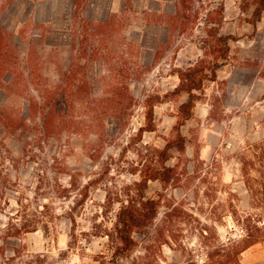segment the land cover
Wrapping results in <instances>:
<instances>
[{
  "label": "rangeland",
  "instance_id": "rangeland-1",
  "mask_svg": "<svg viewBox=\"0 0 264 264\" xmlns=\"http://www.w3.org/2000/svg\"><path fill=\"white\" fill-rule=\"evenodd\" d=\"M184 1L180 14L178 0H0V264H102L119 208L148 210L146 199L155 214L119 264H242L239 251L264 242V202L245 185L264 197L260 90L226 111L223 85L205 81L207 111L168 151L170 179L136 186L163 174L157 150L184 96L154 105L156 131L139 134L144 100H164L169 72L202 55L220 2L241 33L234 79L264 78V12L254 28L250 0Z\"/></svg>",
  "mask_w": 264,
  "mask_h": 264
},
{
  "label": "trees",
  "instance_id": "trees-1",
  "mask_svg": "<svg viewBox=\"0 0 264 264\" xmlns=\"http://www.w3.org/2000/svg\"><path fill=\"white\" fill-rule=\"evenodd\" d=\"M249 5L253 6L251 12V18L248 19L254 28L256 23L262 18V13L264 12V0H250ZM224 4L220 2L216 8L207 12L206 21L212 25L207 31L210 37V44L208 46H202V57L196 61L193 65L186 68H177L174 72L178 76V83L173 90H170L162 95L164 100H159L158 96L148 95L144 100L145 111V122L143 126L138 128V133L142 134L144 131H156V124L154 122V105L158 103H164L171 101L167 97L172 96L173 98H179L182 94H185V100L178 105V112L176 114L175 123L172 126L170 138L166 140L165 146L162 149L157 150V154L160 158L161 168L164 170L163 174L156 176L152 172L146 174L142 177L139 182H136V186L139 189L145 190L149 180H159L162 184L167 183L170 179V175L167 173L172 171V168L165 166V162L168 159V151L170 149H176L178 152H182L185 148L187 142V137L182 133L181 128L185 125L187 121L194 117V108L196 103L201 99V93L203 92V86L205 81L216 80L217 69L226 61L229 57V41L237 40L238 38L232 35L220 34V25L223 19ZM240 9L245 12L247 8L245 6H240ZM185 11V1L178 0V12L184 13ZM218 14V18H211V14ZM184 16V15H183ZM86 20V19H85ZM207 55L212 56V60L208 61L205 57ZM259 153L254 155L261 162L262 168H264V140L256 145ZM245 164V162H242ZM246 165V166H245ZM243 167V173L248 174L245 164ZM248 169V168H247ZM167 174V175H166ZM264 176V172H262ZM245 185L250 192V195H256L258 202L263 203L264 197L257 196L258 194L253 192L250 186L249 178H246ZM86 196V194H84ZM144 197V195H142ZM145 204L148 206V210H134L129 206H121L116 215V221L113 224V238L118 241V244L114 247L111 256L103 262L102 264H119L118 258L121 256H126L134 247L135 242L133 239V232L144 227L145 220L155 214L156 205L154 200L146 199ZM264 205V204H263ZM71 219H73L71 217ZM16 225L10 224V228L16 233L20 232H30L36 230V224L30 226L23 224L19 228ZM264 235L263 229L259 231ZM109 235V234H108ZM245 248L241 249L242 252Z\"/></svg>",
  "mask_w": 264,
  "mask_h": 264
},
{
  "label": "crops",
  "instance_id": "crops-1",
  "mask_svg": "<svg viewBox=\"0 0 264 264\" xmlns=\"http://www.w3.org/2000/svg\"><path fill=\"white\" fill-rule=\"evenodd\" d=\"M224 5H225L224 17H223L221 25H220V30H219L220 34H224V35L238 34V35H240L241 33L238 32L239 27H235V26L231 27V26L227 25L230 23L234 24L235 20L233 18L234 16H232V18H229L230 20H228V16L226 14L227 3H225ZM234 42H237V41H234ZM228 45H229L228 60L226 61V63L222 64L217 69L216 80L209 81L212 84H215V83L218 84V82H220L223 85V91H224V95H225L224 96L225 106L228 105V108H225L226 111H230L231 108H234V107H237L238 105H240L242 103V98L244 96H247L248 93H253L256 90H260L262 93H264V78H262V77L256 76L255 78L254 77L252 79L250 78V79H248L247 83L240 82L239 79L238 80L234 79L235 78L234 77V73H235L234 68L236 67V65L232 61L234 60V55H237V51L234 50V48L236 47V44L233 43L231 45L230 43H228ZM199 50H201V48H199ZM202 55L200 54V56H199V54H198V57L196 58V60L188 63L186 65V67L193 65L196 61H198L202 57ZM186 67H184V68H186ZM177 68H179V66L176 67V69ZM169 76H172L173 78H176L179 81L178 76L175 72H173V73L169 72ZM177 83L174 85L172 90L176 87ZM183 96H184V99L180 103H182L186 98L185 94H182L180 97H183ZM200 100L196 103V106L194 108V117L190 120H195L196 117H199L203 113L202 111H207L206 108H201V110H198L199 105H200ZM174 118L176 119L175 116H174ZM241 263L242 264H264V242L259 243V244H255V245L245 249L242 252Z\"/></svg>",
  "mask_w": 264,
  "mask_h": 264
}]
</instances>
